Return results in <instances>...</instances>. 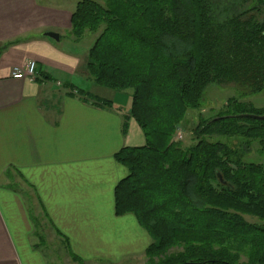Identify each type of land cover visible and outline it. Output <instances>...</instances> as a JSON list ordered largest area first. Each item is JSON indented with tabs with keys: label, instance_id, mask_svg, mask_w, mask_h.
Segmentation results:
<instances>
[{
	"label": "trees",
	"instance_id": "trees-1",
	"mask_svg": "<svg viewBox=\"0 0 264 264\" xmlns=\"http://www.w3.org/2000/svg\"><path fill=\"white\" fill-rule=\"evenodd\" d=\"M87 34L89 82L131 91L124 131L133 119L145 135V146L115 156L128 172L115 203L149 233L147 264H264V164L244 161L255 142L264 156V120L243 117L264 112L230 99L201 120L194 145L175 140L210 87L264 92V0H82L69 35Z\"/></svg>",
	"mask_w": 264,
	"mask_h": 264
},
{
	"label": "crops",
	"instance_id": "crops-1",
	"mask_svg": "<svg viewBox=\"0 0 264 264\" xmlns=\"http://www.w3.org/2000/svg\"><path fill=\"white\" fill-rule=\"evenodd\" d=\"M75 10L0 0V264H49L35 243L33 197L69 264H135L152 244L135 216L116 215L115 203L128 174L115 156L145 146V135L133 119L124 131L131 99L120 109L85 97L107 90L89 82L87 57L61 46ZM31 60L35 81L12 76ZM105 93L96 97L116 100Z\"/></svg>",
	"mask_w": 264,
	"mask_h": 264
},
{
	"label": "rangeland",
	"instance_id": "rangeland-1",
	"mask_svg": "<svg viewBox=\"0 0 264 264\" xmlns=\"http://www.w3.org/2000/svg\"><path fill=\"white\" fill-rule=\"evenodd\" d=\"M82 0H38L39 3L49 7H60L62 9H74L78 2ZM97 2L104 4L105 0H96ZM68 31L63 32V36L61 39V46L71 53H76L82 57H88V53L91 47L94 44L95 37L92 34H87L86 37L80 41L75 42L69 39ZM93 85V84H92ZM99 87V86H98ZM100 88V87H99ZM102 89H95L91 94L98 97H105V92H111V94H115L116 100H113V106L125 109L130 101L131 91H123L117 92L103 89L107 91H101ZM251 91L248 89L243 88V86H237V88H220L212 86L207 90V93L204 98L203 107L200 110L190 111L186 117L184 124L180 127L175 137L176 141H179L183 144L184 147H190L194 145L196 140V135L194 133L195 128L201 122L202 119L209 120L213 117H216L221 112H223L229 102L230 99L236 98L241 102H247L252 104L258 111L264 112V92L257 95H250ZM245 94V95H244ZM113 99V98H112ZM112 101V100H111ZM131 103V101H130ZM212 141H223L227 142L230 145H236L237 141L234 139L230 140L228 138L222 137H213L209 138ZM260 145L255 142L253 147L247 153L244 161L249 163H256V164H264V156H260L258 154V150ZM28 190V189H27ZM29 192V191H28ZM31 192V191H30ZM32 202L30 204V211L32 215V222L35 224L38 221L41 224V229L37 230L35 234V243L40 244L42 250L48 257L49 264H69L68 256H67V249L66 245L62 243L60 239H58L55 235L52 226L44 213L41 211L38 203L36 202L35 198H31ZM249 222L257 223L259 222L258 219L255 218H246ZM34 227V228H35ZM40 231V232H39ZM38 234L40 237H38ZM181 251V249L176 248L173 249L171 252L176 253ZM147 257L144 255L140 261L136 260L135 264H147Z\"/></svg>",
	"mask_w": 264,
	"mask_h": 264
},
{
	"label": "built area",
	"instance_id": "built-area-1",
	"mask_svg": "<svg viewBox=\"0 0 264 264\" xmlns=\"http://www.w3.org/2000/svg\"><path fill=\"white\" fill-rule=\"evenodd\" d=\"M12 76L16 79H29L35 81L38 78L36 61H29L24 68H15Z\"/></svg>",
	"mask_w": 264,
	"mask_h": 264
},
{
	"label": "water",
	"instance_id": "water-1",
	"mask_svg": "<svg viewBox=\"0 0 264 264\" xmlns=\"http://www.w3.org/2000/svg\"><path fill=\"white\" fill-rule=\"evenodd\" d=\"M46 37L51 38L53 40L59 41L60 40V36L57 33H53V32H48L45 34ZM245 118H252V119H259V120H264V116H256V115H245L243 116Z\"/></svg>",
	"mask_w": 264,
	"mask_h": 264
}]
</instances>
